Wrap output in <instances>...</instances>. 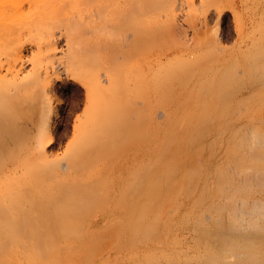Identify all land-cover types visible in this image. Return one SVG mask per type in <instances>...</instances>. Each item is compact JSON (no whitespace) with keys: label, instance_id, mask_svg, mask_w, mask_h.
I'll use <instances>...</instances> for the list:
<instances>
[{"label":"bare ground","instance_id":"obj_1","mask_svg":"<svg viewBox=\"0 0 264 264\" xmlns=\"http://www.w3.org/2000/svg\"><path fill=\"white\" fill-rule=\"evenodd\" d=\"M82 1L0 0V143L8 148L10 159L8 161L2 157L0 166L12 161L16 167H24L21 172H12L10 178L0 177V264H124L125 260L129 264H139L141 259L145 260L144 264H162L163 260V264H264V198L241 205L242 199L254 193L257 186L264 192L263 136H252L257 137L252 139L255 141L252 146L256 144L259 148L257 155L251 158L253 167L259 171L257 182L244 179V182L237 183V180L235 183V165L232 164V173L227 168L228 163L220 162L216 174H219L217 179L223 199L216 203L212 198L215 204L207 206L198 199V203L186 201L198 188L196 185L201 178L199 170H204L206 166H199L200 169L189 165L185 156L191 149H199L204 134L207 136L211 129L209 125L217 109L213 99L201 102L203 97L194 93L191 105L199 104V107L196 106L198 111H195L196 114L192 112V115L188 101L178 106L168 105L173 115L169 116L167 124L164 123L166 125L155 122L146 128L144 134L147 136H143L147 140L137 143L141 152L130 151L114 174L97 179L91 185L92 189L105 188L112 193L108 196L87 199L76 196L73 187L66 184L72 171H62L64 164L53 160L45 145L39 146L37 154L32 156L24 141L3 131L1 122L8 119L15 121L19 115L18 106L31 100L32 91L40 92L50 84L48 78L55 68L53 54L59 45L56 28L61 34L67 33L70 42L73 40L78 22L84 17L78 19L81 16L76 18L72 11ZM86 1L94 4V13L89 21L100 25L96 40L98 48L106 46L109 50L112 43L109 35L116 23L129 20L132 27L125 31L129 51L135 43L136 50H141L140 42L147 32L160 36L162 40L168 37L173 39L171 43L162 44L161 61L175 52L193 53L196 49L187 36L179 34L180 25L183 24L179 22L183 12L182 0H163L167 7L164 18L158 14L160 0H152L149 4H146V0ZM228 6H231L228 0H209L207 9L204 7L205 24L213 12L219 20L223 18ZM231 7L236 16L238 9ZM147 17L152 24L149 29L144 27ZM74 23H77L76 26ZM252 24H255V16H252ZM235 30L241 36L246 32H240L238 26ZM27 32L40 51L46 52L49 62H38L33 58L32 70L22 75L26 56L24 46L19 41ZM216 38L220 40V36ZM106 75H97L96 85L109 87L104 82H112L113 78L110 71ZM184 79L188 82V79ZM84 85L88 87L89 99H92V87L86 83ZM186 86L189 87V83ZM174 88L172 93H178ZM44 96L49 102L51 95L46 92ZM56 116L58 112L49 102L44 119L47 128L50 129ZM183 125L186 126L181 129ZM251 142L241 138L237 142L239 145H234L233 156L236 157L240 144L249 145ZM16 147L26 153L16 152ZM234 161L242 164L243 158L242 162L239 159ZM111 165L110 169H113L114 165ZM74 167L75 164H72V169ZM44 170L58 173L61 186L56 187L54 182L46 180L42 175ZM38 180L44 182L38 185L35 183ZM215 188L212 191L208 186L207 189L213 194ZM212 196L216 199L217 195ZM225 216L228 217L226 224L223 220ZM188 225L195 231L191 240L180 232ZM109 244L113 252L122 253L119 255L120 261L113 262L109 254L98 255L102 248H109ZM125 248L128 250L124 251Z\"/></svg>","mask_w":264,"mask_h":264},{"label":"rangeland","instance_id":"obj_2","mask_svg":"<svg viewBox=\"0 0 264 264\" xmlns=\"http://www.w3.org/2000/svg\"><path fill=\"white\" fill-rule=\"evenodd\" d=\"M151 1L146 0V4ZM160 1L158 14L164 18L167 7L163 0ZM204 3L205 6L203 0H182L181 3L183 12L179 22L183 24L180 25L179 34L191 40L193 46H196L195 51L175 52L161 61L162 44L171 43L173 39L168 37L162 40L160 36L147 32L140 42L141 50H136L137 43H135L133 49L129 51L125 40V31L132 27L129 20L116 23L111 36L109 35L112 42L109 50L105 48L106 46L98 48L99 43L96 40L100 25L89 21L90 15L94 13V4L86 0L80 2L72 12L76 18L81 16L78 19L84 17V20L78 22L79 26L73 33V40L70 42L67 33L61 34L59 28H56L59 45L56 53L53 54L55 68L48 78L50 84L40 92L32 91L31 100L18 106L17 119L3 120L1 128L13 134L18 140L24 141L26 149L29 148L32 156L37 154L39 146L45 145L53 160L64 164L61 167L62 171H72L66 184L73 187L76 196L84 199L108 196L112 193H108L105 188L92 189L91 185L97 179L107 178L110 173L114 174L117 167L124 162V156L130 151L141 152L137 143L140 140H147L143 136L146 128L155 122L166 125L169 116L173 115L168 105L178 106L183 101H188L191 105L194 102H192L194 93H199L203 97V100L200 97L201 102L213 99L217 109L212 115V122L209 125L211 129L208 130L207 136L204 134V141L199 149H191L185 156L189 165L201 168L206 166L204 170L199 167L202 170H199L200 186L196 185L198 188L186 201L198 203V200H202L207 206L215 204L212 203V198L216 203L223 199L220 181L217 179L219 174H216L220 162L228 163L227 166L231 169L227 168L230 172L236 168L234 173L232 172L235 183L237 180V183L244 182V179L257 182L259 171L253 167L251 158L259 151L256 144L252 146L255 142L252 139L257 138L252 136L264 137V13L262 12L264 0H228L229 5L238 9L236 16L230 9L232 7L228 6L223 18L219 20L217 14L213 12L207 24L203 16L204 7L207 9L209 0H204ZM252 16H255V24H252ZM148 19L149 17L146 18L144 27L149 29L152 24ZM236 26L239 27L240 32L245 30V34L239 35L235 30ZM215 36H220V40ZM19 44L24 46L23 53L26 56L22 75L32 70L33 58L38 62H49L46 52L40 51L29 32L20 38ZM106 70L111 72L113 81H105L104 83L109 87L101 88L96 85L95 77L103 73L106 75ZM184 78L188 79V82H185ZM83 82L92 87V99H89L88 87ZM185 83L186 85L189 83V87L184 85ZM183 86L185 87L182 88ZM173 88L179 94L172 93ZM187 91L190 93L188 94ZM46 92L51 95L50 105L58 112V116L52 120L50 129L44 124L46 107L49 104L48 99L45 100ZM195 103L199 102L195 101ZM196 106L199 107V104L190 106L191 115L192 112L196 114L195 111H198ZM182 112L187 113V111ZM185 126L183 125L181 129ZM241 138L252 142L250 146L240 144L234 157V148L239 145L237 142ZM230 147L232 150L229 149ZM7 149L4 143H0V159L2 157L8 159ZM20 149L16 147L15 151H20V154L26 153L25 150ZM113 150L115 153H112ZM234 159H239L244 165ZM72 164H75L73 169ZM111 164L114 165L113 169H110ZM232 164L235 165L234 168ZM21 166L16 167L12 161L8 165H1L0 177H12L11 174L15 171L23 170L24 167ZM37 172L41 171L37 170ZM204 174H207L208 178ZM42 175H45L46 180L54 182L56 187L61 186L60 177L55 171L44 170ZM43 182L38 180L35 183L40 185ZM208 186L211 190L217 186L213 194L207 189ZM200 192L204 193L201 195ZM215 193L216 199L212 196ZM243 197L242 195L241 198ZM256 198H264L260 186H257L256 191L250 196L242 199L241 205ZM223 220L226 224L228 217L225 216ZM193 230L188 225L180 232L186 239L191 240L195 236ZM108 246L109 248L104 250L102 248L98 255L109 254L112 261H120L119 255L122 253L117 254L112 251L110 244ZM126 250L128 248L124 251ZM144 262L145 260L141 259L139 264ZM163 262L164 260L162 264ZM124 264H129V261L125 260Z\"/></svg>","mask_w":264,"mask_h":264}]
</instances>
